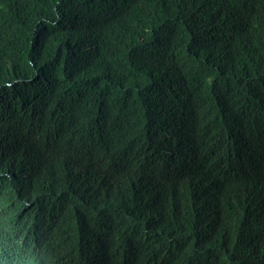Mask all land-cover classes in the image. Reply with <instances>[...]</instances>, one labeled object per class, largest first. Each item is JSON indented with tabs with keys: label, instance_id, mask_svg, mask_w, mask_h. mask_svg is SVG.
Wrapping results in <instances>:
<instances>
[{
	"label": "trees",
	"instance_id": "16d2710c",
	"mask_svg": "<svg viewBox=\"0 0 264 264\" xmlns=\"http://www.w3.org/2000/svg\"><path fill=\"white\" fill-rule=\"evenodd\" d=\"M261 204L264 0H0V222L33 261L264 264Z\"/></svg>",
	"mask_w": 264,
	"mask_h": 264
},
{
	"label": "clouds",
	"instance_id": "9594fccd",
	"mask_svg": "<svg viewBox=\"0 0 264 264\" xmlns=\"http://www.w3.org/2000/svg\"><path fill=\"white\" fill-rule=\"evenodd\" d=\"M5 87H9L8 84H5ZM211 170H208L209 173H213L216 171V168L210 167ZM246 193L250 194L251 191L249 189H242ZM221 196V199L218 197ZM257 197V194H256ZM257 199H259L257 197ZM216 209L217 212L223 215L224 211H231L233 209V198L229 201H226L223 195L220 194V191L216 189ZM260 203L255 202V206ZM264 209V204H261ZM259 211V208L256 210ZM9 225L7 226L6 223L0 222V264H46V263H38L33 261L32 254L36 255L33 251L28 250L26 244H22L19 242L20 240L17 239L13 233V230L8 229ZM49 258H54L56 260L55 255L49 256ZM63 262H47V264H66L68 261L66 259L67 256H63ZM57 261V260H56ZM72 263L77 264V261H73ZM88 264V263H87Z\"/></svg>",
	"mask_w": 264,
	"mask_h": 264
}]
</instances>
